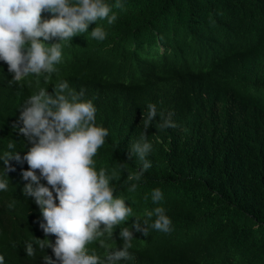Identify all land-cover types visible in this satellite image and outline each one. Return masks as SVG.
I'll return each instance as SVG.
<instances>
[{
  "label": "trees",
  "instance_id": "trees-1",
  "mask_svg": "<svg viewBox=\"0 0 264 264\" xmlns=\"http://www.w3.org/2000/svg\"><path fill=\"white\" fill-rule=\"evenodd\" d=\"M120 2L124 8L113 7L117 15L113 24L98 20L77 35V44L68 42L73 47L82 43L75 55V50L67 52L65 43L69 57L54 66L57 71L47 79L14 82L0 60V178L4 177L0 181L8 182L7 190H0L4 264H45L46 256L55 260L51 248L39 247L38 240L51 238L40 228L44 223L40 208L23 194L28 183L22 178L28 170L23 156L31 144L19 132L23 126L19 118L34 88L44 89L62 79L75 92L84 91L82 99L96 108V125L108 130L93 160L98 172L102 168L110 176L115 172L110 182L114 196L131 197L132 219L145 217L146 209L163 207L172 222L171 231L164 233L151 228L155 215L145 217L147 236L135 232L131 241L134 260L116 264H264V0ZM105 3L112 6L116 0ZM96 26L107 34L103 41L91 37ZM134 35L131 43L125 41ZM257 37L260 40L253 41ZM148 46L152 51L147 57ZM122 48L127 55L121 54ZM200 56L205 63L195 65ZM178 61L192 67L179 66ZM125 73L130 83L110 80ZM149 104L157 108V117L146 130L151 167L140 181H129L128 175L143 165L131 149L144 131ZM161 113L165 117L172 113L176 127L160 129ZM9 143L15 147L7 148ZM7 152L18 153L21 160L5 164ZM133 183L137 188L129 191ZM155 189L162 193L158 203L152 201ZM119 233L116 227L112 237L105 234L95 240L89 254L95 252L104 261L109 251L123 246ZM101 241L105 247L98 248ZM27 243H32L34 256H27Z\"/></svg>",
  "mask_w": 264,
  "mask_h": 264
},
{
  "label": "clouds",
  "instance_id": "clouds-1",
  "mask_svg": "<svg viewBox=\"0 0 264 264\" xmlns=\"http://www.w3.org/2000/svg\"><path fill=\"white\" fill-rule=\"evenodd\" d=\"M123 9L120 0L112 6L105 0H0V60L13 74L12 81H38L47 74L56 72L57 64L69 55L60 41L78 42V34L88 32L89 25L98 20L113 24L117 15L112 9ZM46 12L50 18H46ZM111 13V15H110ZM44 14V18L43 15ZM101 27H95L91 36L99 41L106 38ZM56 40L55 43H45ZM48 77H45L47 79ZM79 93L62 81L49 94L41 88L25 102L20 114L22 127L19 132L31 144L23 156L28 170L22 178L28 183L23 188L25 197H32L40 208L44 223L40 228L48 239L38 240L40 249L51 248L55 260L46 256L45 264H116L121 260L133 259L129 249L135 232L148 234V218L155 215L151 228L168 233L171 220L163 207L146 209L145 217L134 215L125 200L114 196L115 189L105 169L99 172L94 167L93 157L105 143L106 128L97 126L96 108L92 101L82 99ZM157 117L155 104L148 105L143 117V133L140 140L132 145L131 151L143 162L142 168L129 174V181H140L144 172L151 167L146 156L151 151L146 130ZM161 113L160 129L175 128L171 119ZM13 143L8 144L13 149ZM21 160L18 153L7 152L4 162ZM39 172V176L37 175ZM8 182L0 181V190H7ZM137 184H131L129 191H135ZM162 199V193L155 189L153 203ZM11 207V205H10ZM132 219L131 224L129 221ZM144 220L143 224L141 222ZM103 225V228H101ZM129 226V227H128ZM120 231L123 246L108 252L104 261L88 249L95 246V240L105 234L112 237L114 228ZM105 247L101 241L98 248ZM27 256L35 255L32 243L25 245ZM0 264L4 257L0 255Z\"/></svg>",
  "mask_w": 264,
  "mask_h": 264
},
{
  "label": "bare ground",
  "instance_id": "bare-ground-1",
  "mask_svg": "<svg viewBox=\"0 0 264 264\" xmlns=\"http://www.w3.org/2000/svg\"><path fill=\"white\" fill-rule=\"evenodd\" d=\"M184 2H186V1H184ZM219 6V5H218ZM226 7V6H225ZM224 8V7H223ZM187 9V8H186ZM218 14V13H217ZM43 15V18H44V14H42ZM220 15V14H219ZM164 17V16H163ZM162 17V18H163ZM212 17V16H211ZM211 17H209V18H211ZM213 17H215V16H213ZM218 19V18H217ZM212 20V19H211ZM227 20V19H226ZM198 22H201V21H198ZM223 22H226V21H223ZM104 23H107V20H105L104 21ZM150 24V23H149ZM148 24V25H149ZM152 24V23H151ZM197 24H199V23H197ZM147 25V26H148ZM146 26V27H147ZM190 25H185V26H183V28L184 29H186V30H189L190 31ZM194 28H196V27H194ZM145 29V28H144ZM185 31V30H184ZM158 31H156L155 33H157ZM190 32H192V31H190ZM235 30H234V35H235ZM143 34H145V33H143ZM151 34V32L149 33V35ZM136 35V34H135ZM135 35L133 36V37H130V38H128V39H126L125 41H127V40H130V42L129 43H131V39H134L135 38ZM154 35V34H153ZM168 35H170V32L168 33ZM202 35V34H201ZM200 35V36H201ZM138 36H140V35H138ZM138 36H137V38L136 39H138ZM151 36V35H150ZM92 37V36H91ZM90 37V38H91ZM90 38H88V39H90ZM233 38V37H232ZM146 39V38H145ZM182 39H184V37H182ZM147 40V39H146ZM146 40H144V41H146ZM259 41L260 40V38L259 37H257L256 39H253V41ZM136 41V40H135ZM253 41H251V42H249L248 43V46H251L252 44H253ZM55 42H57L56 40H52V41H47V42H45V43H55ZM81 42H82V40H81ZM234 42V40H231V41H228V42H226V43H224V46H226L228 43L229 44H232ZM60 43H61V46H63V44L64 43H68V42H65V41H60ZM70 43V42H69ZM68 43V51L67 52H71V51H74L75 50V53H74V55L76 54V52L78 51V49L80 48V46L79 45H81L82 43H78V46L77 47H73L71 44H69ZM74 44H77V43H75L74 42ZM136 44V43H135ZM135 44H134V46H135ZM67 45V44H66ZM220 45V44H219ZM133 46V47H134ZM230 46V45H229ZM246 47V46H245ZM148 49L146 50V56L148 57L150 54H151V47H147ZM228 47H226L225 49H224V52L226 51V49H227ZM261 50H263V49H261ZM259 50H257V52H258ZM223 52V53H224ZM124 53V55H127V52L126 51H124L123 50V48L121 49V54H123ZM262 53H264V52H262ZM261 53V54H262ZM256 54V53H255ZM72 55V54H71ZM260 55V54H259ZM249 56V55H248ZM255 56V55H254ZM262 56H263V54H262ZM212 57H213V55H211L210 56V58L208 59V61H207V63H209L211 60H212ZM254 57H252V59H253ZM259 58V57H258ZM257 58V59H258ZM170 58H168L167 60H169ZM201 60V56L199 57V60H198V63H196L195 65H201V64H203V63H205V61L204 60H202V61H200ZM253 61H254V59H253ZM259 61V60H258ZM239 62V61H238ZM250 62V61H249ZM0 63H2L1 61H0ZM176 63V62H175ZM206 63V64H207ZM167 64V63H166ZM169 64V63H168ZM177 65H179V66H183V65H185L186 67H192V65H188V63H186L185 61H178V63H176ZM2 65V64H1ZM174 65V64H173ZM4 66H7V64L5 63V65ZM152 74V73H151ZM258 74V73H257ZM31 75L32 74H30L29 76H27V77H25L24 79H29L30 77H31ZM127 75V73H125L124 75H119L118 77H111L110 78V80H114V79H117V81H119V82H121V83H130L131 82V80H128V79H125L124 77ZM132 75V74H131ZM233 76V75H232ZM213 78H215L214 76H213ZM233 78V77H232ZM62 81H66V80H61V81H59V82H57V83H55V84H51V85H48V86H46L44 89H46V91L49 93V94H52L53 93V89H54V87L56 86V85H58L60 82H62ZM116 81V80H115ZM68 82V81H67ZM229 82V81H228ZM1 84V83H0ZM188 84V83H187ZM34 86V85H37V84H30V86ZM226 87V86H225ZM195 88V87H194ZM240 90V89H239ZM250 90V89H249ZM33 91H34V94H37L38 93V91L39 90H37L36 88H34L33 89ZM252 91V90H251ZM250 91V92H251ZM249 92V91H248ZM257 92H258V90H257ZM162 93V92H161ZM203 93V92H202ZM255 93V92H254ZM259 93V92H258ZM248 94V93H247ZM247 94H246V96H247ZM260 94V93H259ZM203 97V96H202ZM95 101V100H94ZM158 101V100H157ZM98 104V103H97ZM100 105V104H99ZM182 106V105H181ZM126 107V106H125ZM247 107V106H246ZM107 109V108H106ZM183 109H184V107H183ZM234 109V108H233ZM23 110V108H21V110H20V114H21V111ZM127 110V109H126ZM191 111H193V110H191ZM128 112V111H127ZM107 113V112H106ZM138 115H140V114H138ZM248 115H249V113H248ZM135 116V115H134ZM216 116V115H215ZM190 117V116H189ZM135 118H136V116H135ZM263 118V117H262ZM133 119V118H132ZM20 120V119H19ZM135 120H139V119H135ZM201 120V119H200ZM174 122V121H173ZM103 124V123H102ZM136 125V124H135ZM139 125H140V123H139ZM181 125V124H180ZM108 126V125H107ZM112 128H114L113 126H112ZM116 130V129H115ZM182 130V129H181ZM111 131V130H110ZM136 132V131H135ZM112 133V132H111ZM113 134V133H112ZM136 134V133H135ZM188 135V134H187ZM207 135V134H206ZM208 136V135H207ZM118 137V136H117ZM169 138V137H168ZM221 138V137H220ZM112 139V138H111ZM131 139V138H130ZM156 139V138H155ZM182 139V138H181ZM5 140V139H4ZM7 140V139H6ZM179 140H180V138H179ZM110 141H112V140H110ZM114 141V140H113ZM181 141V140H180ZM119 142V141H118ZM121 142V141H120ZM158 142V141H157ZM257 142V141H256ZM106 143H107V141H106ZM105 144V143H104ZM225 144V143H224ZM193 145V144H192ZM6 146V145H5ZM111 146V145H110ZM171 147V146H170ZM176 147V146H175ZM7 148H8V146H7ZM116 148V147H115ZM2 149V148H1ZM5 150V149H4ZM102 150V149H101ZM216 150V149H215ZM26 152H27V146H26ZM247 152V151H246ZM1 153V152H0ZM132 154V153H131ZM5 155V154H4ZM3 155V156H4ZM151 155V154H150ZM233 155V154H232ZM154 156V155H153ZM152 156V157H153ZM1 157V156H0ZM147 158V157H146ZM155 159V158H154ZM107 161V160H106ZM106 161H103V163L102 164H105V162ZM152 161H154V160H152ZM124 162V161H123ZM1 164V163H0ZM123 165V164H122ZM139 165V164H138ZM156 165V164H155ZM121 167V166H120ZM129 167H131L130 165H129ZM108 168V167H107ZM2 170V169H1ZM120 170V169H119ZM121 170H122V168H121ZM153 170H154V168H153ZM4 178V177H3ZM3 178H0V179H3ZM259 178V177H258ZM111 182V181H110ZM264 187V186H263ZM244 190V189H243ZM151 193V192H150ZM134 196H135V193H134V195L132 194V198H134ZM117 197H118V195H117ZM116 197V198H117ZM131 199V197L129 198V196H126V197H124V200H128L127 201V204H128V202H129V200ZM132 201V200H131ZM133 205V204H132ZM27 208V207H26ZM25 208V209H26ZM36 212H39V209H38V211H36ZM38 215H39V213H37ZM36 214V215H37ZM39 217V216H38ZM6 225V224H5ZM144 237V236H143ZM142 237V238H143ZM140 238V237H139ZM138 239V238H137ZM144 239V238H143ZM140 240V239H139ZM135 241H136V239H135ZM140 242H141V240H140ZM133 243V242H132ZM139 242L137 241V244H138ZM144 243V242H143ZM142 244V243H141ZM151 245V244H150ZM111 246H113V245H111ZM143 246V245H142ZM135 247V246H134ZM145 247V246H144ZM150 247H152V246H150ZM112 248V247H111ZM137 248V247H136ZM148 248V247H147ZM136 251V250H135ZM142 252V251H141ZM167 252V251H166ZM163 253V252H162ZM168 253V252H167ZM160 255V254H159ZM150 256V255H149ZM136 257V256H135ZM150 257H152V256H150ZM209 257V256H208ZM133 260H134V258H133ZM102 261V260H101ZM208 261V260H207ZM225 262V261H224ZM167 264V263H166Z\"/></svg>",
  "mask_w": 264,
  "mask_h": 264
}]
</instances>
